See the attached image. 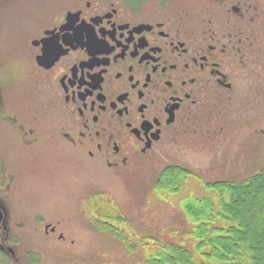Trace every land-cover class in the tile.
Listing matches in <instances>:
<instances>
[{"label": "rangeland", "instance_id": "rangeland-1", "mask_svg": "<svg viewBox=\"0 0 264 264\" xmlns=\"http://www.w3.org/2000/svg\"><path fill=\"white\" fill-rule=\"evenodd\" d=\"M63 1L0 0V246L11 254L12 264H138L145 250L133 248L142 236L179 242L195 253L183 199L213 197L203 183L243 180L264 166V0H227L230 8H224L217 27L208 24L207 16L220 10L216 0H175L174 20L198 10L196 19L204 21L205 30L236 32L241 45L249 42L242 50L251 58L237 67L248 79H238L229 105L191 121L163 147L119 165L86 162L65 144L50 146L52 140L31 148L20 142L17 126L27 130L26 125L37 124L47 130L64 124L42 88L30 87L25 76L11 69L17 65L7 66L26 45L21 19L27 8L52 11L64 7ZM147 9L145 3L141 11ZM46 148L58 156L45 161ZM169 165L191 174L178 193L164 199L154 183ZM97 193L119 205L132 248L94 225Z\"/></svg>", "mask_w": 264, "mask_h": 264}, {"label": "flooded vegetation", "instance_id": "flooded-vegetation-1", "mask_svg": "<svg viewBox=\"0 0 264 264\" xmlns=\"http://www.w3.org/2000/svg\"><path fill=\"white\" fill-rule=\"evenodd\" d=\"M63 2L52 11L27 8L21 19L26 45L7 65H17L11 69L30 87L42 88L64 119L47 130L17 126L27 148L52 140L50 146L65 144L86 162H132L229 105L238 79H248L237 67L251 58L242 50L249 42L241 45L236 32L205 30L198 10L174 20L175 0ZM216 2L220 10L207 15L212 27L230 8L227 0ZM45 151L47 162L58 156Z\"/></svg>", "mask_w": 264, "mask_h": 264}, {"label": "trees", "instance_id": "trees-1", "mask_svg": "<svg viewBox=\"0 0 264 264\" xmlns=\"http://www.w3.org/2000/svg\"><path fill=\"white\" fill-rule=\"evenodd\" d=\"M190 174L178 165L166 166L154 190L165 199L178 193ZM203 184L214 198L188 196L182 201L187 222L193 224L189 236L198 257L182 243L142 236L139 246L133 248L145 250L138 264H264V166L243 180ZM92 200L94 225L113 237L119 235L123 244L132 248L124 226L127 220L119 205L103 193L95 194ZM0 264H12L11 254L1 246Z\"/></svg>", "mask_w": 264, "mask_h": 264}, {"label": "water", "instance_id": "water-1", "mask_svg": "<svg viewBox=\"0 0 264 264\" xmlns=\"http://www.w3.org/2000/svg\"><path fill=\"white\" fill-rule=\"evenodd\" d=\"M2 218V211H1V209H0V219Z\"/></svg>", "mask_w": 264, "mask_h": 264}]
</instances>
